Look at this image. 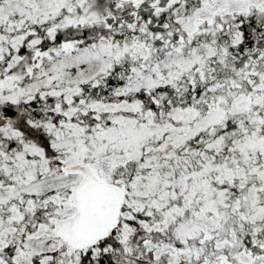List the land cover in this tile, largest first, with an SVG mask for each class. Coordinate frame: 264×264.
Returning <instances> with one entry per match:
<instances>
[{
    "label": "snow or ice",
    "instance_id": "snow-or-ice-1",
    "mask_svg": "<svg viewBox=\"0 0 264 264\" xmlns=\"http://www.w3.org/2000/svg\"><path fill=\"white\" fill-rule=\"evenodd\" d=\"M0 264H264V0H0Z\"/></svg>",
    "mask_w": 264,
    "mask_h": 264
}]
</instances>
